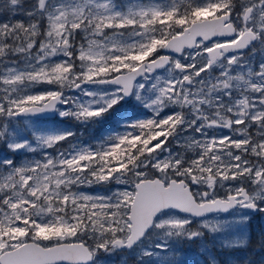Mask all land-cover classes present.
<instances>
[{
  "label": "snow or ice",
  "instance_id": "snow-or-ice-1",
  "mask_svg": "<svg viewBox=\"0 0 264 264\" xmlns=\"http://www.w3.org/2000/svg\"><path fill=\"white\" fill-rule=\"evenodd\" d=\"M23 4L0 0V141L10 150H36L16 139L11 122L22 115L55 110L89 121L130 96L152 115L126 121L95 148L60 147L72 132H33L55 153L0 160V264H91L149 228L195 238L191 217L264 211V0ZM21 14L30 19H13ZM41 84L54 87L31 91ZM169 138L187 142L192 157ZM112 181L126 187L79 190Z\"/></svg>",
  "mask_w": 264,
  "mask_h": 264
},
{
  "label": "rangeland",
  "instance_id": "rangeland-1",
  "mask_svg": "<svg viewBox=\"0 0 264 264\" xmlns=\"http://www.w3.org/2000/svg\"><path fill=\"white\" fill-rule=\"evenodd\" d=\"M121 2V0H118ZM184 3H189L191 0H183ZM35 6V0H24L23 7L25 9L32 8ZM1 18V17H0ZM30 18V17H29ZM34 19L35 17H31ZM245 50V55L248 54ZM163 54V52L161 53ZM262 59L259 52L256 53V60ZM187 62V61H185ZM53 85H36L31 91L42 92L53 88ZM89 89H106L111 87L110 85H86ZM69 95H78L79 91L66 93ZM130 100H122L116 106H114L109 113L111 116L120 118L122 116H130L137 112L149 111L144 107L143 103L136 100L134 96ZM60 107H63L60 106ZM174 108L165 109L162 113L166 112L169 114L174 111ZM106 114V113H105ZM106 117H108L106 115ZM103 118V117H102ZM105 118V117H104ZM74 118L72 117H61L59 111L57 116L52 119H40V118H16L11 122L12 127L17 132V140H27L30 142V146L34 147L35 151H29L27 148L19 149L17 153H30L31 155L26 157L22 156L21 161L17 164H22L26 160L39 159L41 158L43 151L55 153V149H45L43 145L39 144L33 136V132L40 135H49L62 132H72L74 127ZM124 120L121 129L113 132V134L120 133L124 130ZM183 127V126H181ZM226 131V130H225ZM194 132V129H190L185 133H178L181 136L190 135ZM107 136L109 133L106 132ZM226 134V133H222ZM71 138L68 137V142L62 148H68L69 145H76L77 148L81 146H90L95 148L92 144H80L78 141H69ZM174 138H169V144L172 146L173 151L183 152L187 157L191 158L193 152L191 149H187V142L182 141L181 145L178 146L173 143ZM103 141L99 140V142ZM4 146H8L6 141H0V160L11 159L6 157L5 151L2 150ZM13 160V159H11ZM14 161V160H13ZM126 185L116 183L115 181L106 184H95L89 187H81L79 190L88 193H100L107 195L115 189L124 188ZM88 188H92L91 190ZM192 191H204V187L197 188L194 185H190ZM130 190V188H129ZM218 195H223L224 189L218 188ZM170 216L175 215L176 217H186L187 214L176 211L174 209L165 210ZM204 222H207V226ZM216 225L215 228L211 225ZM189 227L192 230L197 231L199 234L195 238H187L183 235H169L166 234L163 229H152L147 236L131 249H120L115 248L111 251H99L92 264H183L185 261H192L194 264H198L200 260L208 262L210 264H249V258L237 257L238 251L230 253L226 250L229 249H242L245 248L251 237V233L256 232L258 235L259 244L264 234V211L255 212L252 209L237 207L227 215L215 214L201 218L191 217V224ZM252 228L254 230H252ZM164 243L166 244L165 249L157 248L156 245ZM257 246V245H256ZM151 249L152 254L148 256L143 255V250ZM209 259V260H208ZM264 261V260H263ZM261 264L260 261H257ZM264 264V262H263Z\"/></svg>",
  "mask_w": 264,
  "mask_h": 264
},
{
  "label": "trees",
  "instance_id": "trees-1",
  "mask_svg": "<svg viewBox=\"0 0 264 264\" xmlns=\"http://www.w3.org/2000/svg\"><path fill=\"white\" fill-rule=\"evenodd\" d=\"M1 17L0 19H2ZM13 19H22V20H28L30 19L27 16L24 15H17L13 17ZM110 113V112H109ZM109 113L104 114L102 117L89 120V121H80V120H74V127L73 131L74 134L71 136L69 141H78L80 144H92L95 147L99 143V140L105 141L108 140L109 137L113 135V132L121 129L120 127L122 126V123L124 120L127 121H134L137 119L149 117L152 115L150 111L144 112H137L134 113L130 116H122L120 118H116L114 116H111ZM106 115L108 117H106ZM167 115L166 112L161 113V116ZM105 117V118H104ZM106 132L109 133V136H107ZM68 142V140H65L61 143L60 146H64ZM67 147V146H65ZM64 147V148H65ZM3 151L6 153L7 158H11L14 160L15 163L20 162L22 156H30V153H17L15 151L10 150L9 146H4L2 148ZM92 189V188H88ZM261 242L258 243V235H254L253 240H250L249 244L247 247L242 248V249H229L226 250L230 253H234L235 251H238L239 254H236L238 257H247L249 258V264H258V260L260 261L261 264H263L264 260V234L262 235V238L260 240ZM257 245V246H256ZM209 260V259H208ZM210 260L208 262L204 260H200L198 264H210ZM183 264H194L193 260L192 261H185Z\"/></svg>",
  "mask_w": 264,
  "mask_h": 264
},
{
  "label": "water",
  "instance_id": "water-1",
  "mask_svg": "<svg viewBox=\"0 0 264 264\" xmlns=\"http://www.w3.org/2000/svg\"><path fill=\"white\" fill-rule=\"evenodd\" d=\"M132 96L130 97H126L125 99H131ZM57 112L58 111H48V112H43V113H40V114H37V115H22V116H19L17 118H21V117H50V118H53V117H56L57 116ZM191 190V188H190ZM237 208L236 206H234L233 208L227 210V211H211L207 214H202L200 216H195V218H201V217H206V216H209V215H212V214H217V213H221V214H228L230 213L233 209ZM183 213V212H182ZM153 228H149L148 230H146V233L144 235V237H142L139 241H137L132 247H134L135 245H137L142 239H144L146 237V235L152 230ZM131 247V248H132ZM123 248H126V249H131V248H127V247H120V249H123ZM91 264H92V261H91Z\"/></svg>",
  "mask_w": 264,
  "mask_h": 264
},
{
  "label": "flooded vegetation",
  "instance_id": "flooded-vegetation-1",
  "mask_svg": "<svg viewBox=\"0 0 264 264\" xmlns=\"http://www.w3.org/2000/svg\"><path fill=\"white\" fill-rule=\"evenodd\" d=\"M252 230H254V229L252 228ZM253 237H254V233H251L250 240H253Z\"/></svg>",
  "mask_w": 264,
  "mask_h": 264
}]
</instances>
